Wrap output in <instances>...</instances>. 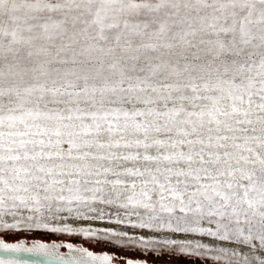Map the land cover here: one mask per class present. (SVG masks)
I'll list each match as a JSON object with an SVG mask.
<instances>
[{
  "label": "snow or ice",
  "instance_id": "obj_1",
  "mask_svg": "<svg viewBox=\"0 0 264 264\" xmlns=\"http://www.w3.org/2000/svg\"><path fill=\"white\" fill-rule=\"evenodd\" d=\"M37 230L264 264V0H0V232Z\"/></svg>",
  "mask_w": 264,
  "mask_h": 264
},
{
  "label": "rangeland",
  "instance_id": "obj_2",
  "mask_svg": "<svg viewBox=\"0 0 264 264\" xmlns=\"http://www.w3.org/2000/svg\"><path fill=\"white\" fill-rule=\"evenodd\" d=\"M0 238H3L7 242H17L21 240L27 241V243L42 240L45 242L50 241H61V242H75L84 244L87 247L98 251H111L117 253L121 256L127 257H138L145 258L151 261L160 262V263H168V264H193L195 258L193 257H185L181 254H172L169 252H163L161 255H156L154 253L144 254L143 252L135 249L128 248H120V247H105L103 244H97L95 241L87 240L82 236L76 235H68V234H58V233H50L46 231H8V232H0ZM199 264V262H197Z\"/></svg>",
  "mask_w": 264,
  "mask_h": 264
},
{
  "label": "water",
  "instance_id": "obj_3",
  "mask_svg": "<svg viewBox=\"0 0 264 264\" xmlns=\"http://www.w3.org/2000/svg\"><path fill=\"white\" fill-rule=\"evenodd\" d=\"M0 239H3V238H0ZM4 240V239H3ZM6 243H19L21 241L25 242L27 244V246L31 247L32 244L34 242H37V241H33V242H30V243H27V241L25 240H21V241H17V242H7L6 240H4ZM38 242H43V243H47V244H57V245H61V247H59L56 251L59 253V255H54L52 256L51 258H45V257H37V256H33L31 254H27V253H7V252H0V257H3V258H7V259H27V260H41V261H44L45 264H62V260L60 259V257H63V259H68V257L70 255H77V253L75 252H70L69 249L66 247L67 244L69 243H64V242H61V241H51V242H45V241H42V240H38ZM72 244V243H70ZM73 245V248H80V247H84L83 245L79 244V245ZM65 248V251H63L62 249ZM86 248V247H84ZM99 254V253H98Z\"/></svg>",
  "mask_w": 264,
  "mask_h": 264
},
{
  "label": "flooded vegetation",
  "instance_id": "obj_4",
  "mask_svg": "<svg viewBox=\"0 0 264 264\" xmlns=\"http://www.w3.org/2000/svg\"><path fill=\"white\" fill-rule=\"evenodd\" d=\"M50 242H51V241H50ZM64 243H68V242H64ZM70 243H72V244H74V245H79V244H80V243H75V242H70ZM81 245H83L84 247H86V248H88L89 250L94 251V252H96V253H102V252H104V251H98V250L92 249V248H90V247L85 246L84 244H81ZM62 250L65 251V248H63ZM106 251H107V250H106ZM107 252H109L110 254L114 253V252H111V251H107ZM114 254H116L118 257L121 258V260H118V261L116 262V264H122V259H128V258H131V259H141V260H144V259H145V258H138V257H127V256H121V255H118L117 253H114ZM146 260H148V259H146ZM148 262H149V264H166V263H160V262H155V261H151V260H148ZM167 264H168V263H167Z\"/></svg>",
  "mask_w": 264,
  "mask_h": 264
}]
</instances>
